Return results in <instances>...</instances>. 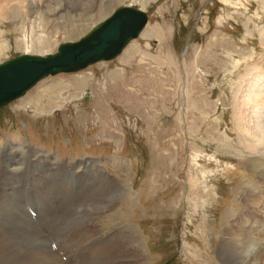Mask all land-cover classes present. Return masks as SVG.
<instances>
[{
    "label": "rangeland",
    "instance_id": "1",
    "mask_svg": "<svg viewBox=\"0 0 264 264\" xmlns=\"http://www.w3.org/2000/svg\"><path fill=\"white\" fill-rule=\"evenodd\" d=\"M124 4L145 10L147 20L118 54L46 75L0 106V155L10 149L21 162L42 157L66 166L69 173L39 186L32 172L14 167L22 172L12 184L14 190L24 186L17 194L21 208L35 205L39 216L34 191L45 190L40 221L61 208L70 214L81 209L76 198L84 181L76 173L84 172V162L94 161L117 179V205L90 226L103 238L131 228L140 257H121L123 251L114 264H223L219 248L229 239V223L247 219L243 193L250 183L260 187V157L238 142L232 100L250 66L264 58V0H81L54 12L34 4L23 17H0V61L53 52ZM29 37L35 43L41 38V45L26 50ZM4 209L1 227L9 228L20 210ZM260 213L255 219L264 227ZM44 229L47 245L58 246ZM124 246L121 241L119 251ZM81 251L66 256L61 248V255L79 260Z\"/></svg>",
    "mask_w": 264,
    "mask_h": 264
},
{
    "label": "bare ground",
    "instance_id": "2",
    "mask_svg": "<svg viewBox=\"0 0 264 264\" xmlns=\"http://www.w3.org/2000/svg\"><path fill=\"white\" fill-rule=\"evenodd\" d=\"M80 1L0 0V17L2 19L23 17L38 4L41 8H44V11L54 12L61 4L74 5ZM106 10V7L98 8L96 14L101 15ZM40 39L38 38L37 43H35L29 37V41L24 42V48L26 50L30 46L38 48L41 45ZM232 101L235 127L238 130V142L244 150L260 157L257 159L260 187H257L256 182L250 183L249 191L243 193L242 213H245L243 216L245 215L247 219L239 222L238 220L233 221L232 224L229 223L231 227H228V231L226 232L229 235V239L221 244L219 255L223 264H264V227H261L262 225L255 219L260 211H264V58L255 61L250 66L243 80L234 90ZM15 140L17 138L13 137V142ZM29 155L34 156L33 153ZM0 160L1 212L4 208L10 209L14 205H16V208L18 206L20 210V215H17L19 220L14 221L13 226L9 228L1 227L0 218V264H114L113 261L119 259L120 253L123 251L125 254L122 253L121 257L139 259L138 240L135 238V234H132L133 230L131 228H128V230H126L127 227L118 229L119 234H114L113 236L109 234L112 237L107 238L106 236V238H103L102 236L94 235L96 230L93 231L90 226L94 220L105 217V213L114 209L119 197L118 180L111 178L107 173L103 174L104 171L100 165H97L94 161H90V163L84 162V172L76 173L84 181V189L76 198V202L82 205L79 211L76 212L75 210L74 214H70L68 213V208H61L59 215L64 212L67 213L64 214L65 216L60 221L59 215H54L40 221L42 217L41 208H46L47 206H44L43 201L47 199L44 193L45 190L42 191L41 187V191H34L35 196L38 197L37 201L41 206L38 205L40 208L39 216L37 215L38 209L35 205L34 207L28 204L26 210H24L23 206L21 208L17 194H20L21 188L19 187L22 184L15 190L12 184L14 179H19V175L22 172L15 174L14 171L16 170L14 167L20 165L22 169L19 171L32 172L38 180L34 185L39 186L43 185V180L51 175L57 177L69 173L66 166L50 164L42 157H38L35 160H31L30 158L27 162H21L20 154L10 149L1 152ZM201 175L205 176L204 173H201ZM109 181L112 182L111 186L109 185ZM21 182L23 183L22 179ZM94 184L98 187L95 189L89 188L90 185ZM86 190L89 193H86ZM107 198H109V201H105ZM255 209L258 210L255 211ZM29 210H32L38 216L36 221L33 219L35 215L32 216ZM263 214L260 213V215ZM43 216L45 215L43 214ZM74 216L77 217L74 222L70 224L65 223V220L72 219ZM252 217L253 219H251ZM233 227L239 228L243 234L237 230H230ZM43 228L46 231H51L50 234L52 233L57 237L58 246L55 245L56 253L45 242L46 240L43 236L45 231L42 233ZM115 231L117 232V230ZM121 241L123 246H125L122 251H119L118 246ZM252 244L257 246V251L250 250ZM235 245L244 252V255L243 252L235 250ZM61 248L66 251V256L68 254L70 256L74 251L79 250L83 251V256L79 260V257L71 259L70 257L63 256L64 260H61Z\"/></svg>",
    "mask_w": 264,
    "mask_h": 264
},
{
    "label": "water",
    "instance_id": "3",
    "mask_svg": "<svg viewBox=\"0 0 264 264\" xmlns=\"http://www.w3.org/2000/svg\"><path fill=\"white\" fill-rule=\"evenodd\" d=\"M146 11L124 4L114 8L87 33L59 43L53 52H23L0 61V106L23 95L40 78L74 71L115 56L146 22Z\"/></svg>",
    "mask_w": 264,
    "mask_h": 264
}]
</instances>
